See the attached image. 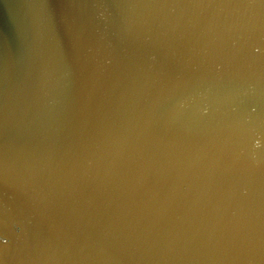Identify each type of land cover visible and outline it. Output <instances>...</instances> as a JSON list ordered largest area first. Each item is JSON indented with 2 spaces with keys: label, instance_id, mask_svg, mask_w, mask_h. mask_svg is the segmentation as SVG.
I'll return each mask as SVG.
<instances>
[{
  "label": "water",
  "instance_id": "1",
  "mask_svg": "<svg viewBox=\"0 0 264 264\" xmlns=\"http://www.w3.org/2000/svg\"><path fill=\"white\" fill-rule=\"evenodd\" d=\"M0 264H264V0H0Z\"/></svg>",
  "mask_w": 264,
  "mask_h": 264
}]
</instances>
